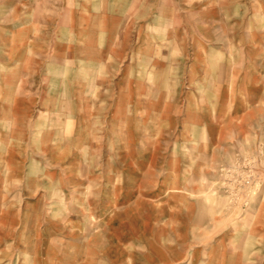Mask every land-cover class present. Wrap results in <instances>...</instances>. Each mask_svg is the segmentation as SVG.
Segmentation results:
<instances>
[{"label": "rangeland", "instance_id": "obj_1", "mask_svg": "<svg viewBox=\"0 0 264 264\" xmlns=\"http://www.w3.org/2000/svg\"><path fill=\"white\" fill-rule=\"evenodd\" d=\"M104 1L0 0V264H264V0Z\"/></svg>", "mask_w": 264, "mask_h": 264}, {"label": "crops", "instance_id": "obj_2", "mask_svg": "<svg viewBox=\"0 0 264 264\" xmlns=\"http://www.w3.org/2000/svg\"><path fill=\"white\" fill-rule=\"evenodd\" d=\"M176 1V4H178V6L175 8V7H172V8H170V9H167V8H165V11H163V13H165V15H168L169 13H167V12H170L171 14H173V15H171V14H169L168 15V17L167 18H169V16L171 15L172 16V18H181L182 19V10L181 9H183L182 8V1L183 0H175ZM191 2H194V3H198L199 5H202V4H207L209 1H211V0H190ZM223 1V0H222ZM232 1H234L233 3L234 4H236V3H238L239 2V0H232ZM172 2H173V0H172ZM96 2H92V7H93V5L95 4ZM120 3H121V6H120V9H119V14H120V18L122 17V15H123V13H124V10L126 9V7H127V3H128V0H120ZM100 4H102V2L100 3ZM100 4H98V5H100ZM143 4H144V2H143ZM26 5V4H25ZM103 5H106L107 7H104L103 8V12H102V15H99L98 17L97 16H92V15H90V13H89V15L86 17V18H88V19H97V18H102V19H106L108 16L109 17H111L112 16V14H111V10H112V8H111V0H107V2L105 3V1H104V4ZM27 7H28V11H29V14H27V18H26V16L23 18V21H24V23L23 24H20L21 26L20 27H16V24H13V28H11L12 29V31H15V30H20V32L21 31H23L24 33H26V31H27V33H30L31 32V27L29 26V27H27L28 25H29V23H26V20L27 21H31V18L33 19V17H34V15L32 16V15H30V12H31V3H28L27 4ZM95 7V6H94ZM140 7H141V9H142V2H141V4H140ZM203 12L202 13H205V14H207V11L208 10H206L207 9V7H203ZM92 10L93 11H89V12H95L96 14H97V11L96 10H101L100 9V6H97V9H94V8H92ZM87 12V11H86ZM98 12H100V11H98ZM163 13L160 15V16H158L159 17V19L160 18H163L164 19V17H163ZM235 13V12H234ZM108 15V16H107ZM227 14L226 13H223V12H219V13H216L215 14V16H213L212 18L213 19H221V20H224V19H226L227 17ZM234 16V15H233ZM166 18V19H167ZM234 18V17H233ZM7 20H11V18L10 17H8V19ZM19 20H22V19H19ZM204 21H207V18H204ZM8 28H10V27H8ZM40 28H41V24H40ZM179 30H181L180 28H178V31ZM81 31H79V33H80ZM221 52V51H220ZM220 52H218L219 54H220ZM217 65L215 66V70L214 71H211L210 72V74H208V72L206 71V68L204 67L203 69H202V71H203V74H201V76H200V82L202 83V82H205V83H207V82H211L212 83V85H215L216 86V89L218 90V91H221L222 90V92H224V90H225V87L227 86V84L228 83H230V80H229V77H227V70L224 68V67H226V66H224V64L223 63H221V62H219V63H216ZM228 67V66H227ZM14 69H16V66H14ZM209 78V79H208ZM226 90H227V88H226ZM10 94V93H9ZM9 100H14V97L13 96H10L9 95V97H7ZM260 211V210H259ZM263 259H264V257H263Z\"/></svg>", "mask_w": 264, "mask_h": 264}]
</instances>
